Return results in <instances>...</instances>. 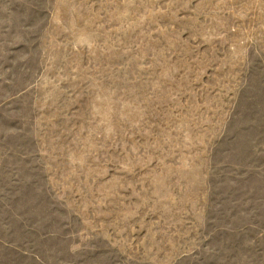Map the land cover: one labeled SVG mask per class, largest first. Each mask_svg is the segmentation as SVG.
<instances>
[{
	"label": "rangeland",
	"instance_id": "1",
	"mask_svg": "<svg viewBox=\"0 0 264 264\" xmlns=\"http://www.w3.org/2000/svg\"><path fill=\"white\" fill-rule=\"evenodd\" d=\"M0 264H264V0H0Z\"/></svg>",
	"mask_w": 264,
	"mask_h": 264
}]
</instances>
